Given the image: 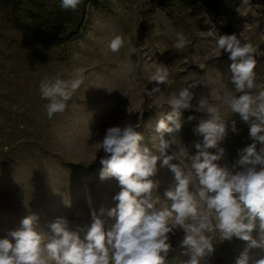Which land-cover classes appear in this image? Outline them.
<instances>
[{
	"label": "rangeland",
	"instance_id": "obj_1",
	"mask_svg": "<svg viewBox=\"0 0 264 264\" xmlns=\"http://www.w3.org/2000/svg\"><path fill=\"white\" fill-rule=\"evenodd\" d=\"M83 3L80 34L54 45L29 40L12 25L7 9L0 4V239L20 228L21 220L28 215L39 217L38 224L44 232L61 216L68 220L71 230H86L92 222L93 209L115 207L118 181L99 178V161L104 153L98 142L105 130L125 122L138 124L137 130L144 136L142 143L158 155L160 134L155 132V124L171 111V95L189 84H195L189 89L193 107L182 112L180 132L165 133L163 137L174 141L169 154L177 152L186 172L190 157L198 151L195 142H203L193 129L208 118L206 112L196 110L201 98L219 108L228 127L220 143L225 155L217 163L231 166L238 158V150L253 142L248 124L217 100L223 93L233 94L232 61L207 32L236 34L253 44L257 49L254 92L258 94L264 90V10L260 5L241 0L233 14L217 26L183 0H167L164 6L152 5L150 0ZM80 11L81 7L68 10L72 17ZM179 32L189 43L177 51L173 44ZM117 35L123 38L124 45L112 53L107 46ZM160 64L168 68V82L159 85L161 92L149 99L145 89L156 86L151 77ZM77 71L83 74V83L67 102L65 111L49 119L45 111L48 101L40 93L41 81L55 76L71 79ZM188 116L195 119L189 122ZM232 121L238 130L235 133ZM209 151L215 153L216 149ZM157 167L153 177L157 183L153 190L155 206L170 209L172 202L164 191L172 186L174 176L159 162ZM192 179L196 181L194 175ZM103 219L106 229L115 223V218L106 213ZM215 223L210 217L212 230L205 232L215 247L209 264H235L245 249L252 259L264 256V248H249L248 242L241 239L223 240ZM256 223L252 235L259 241V220ZM169 236L175 249L171 257H166V264H182L188 258L181 255L185 232L178 228Z\"/></svg>",
	"mask_w": 264,
	"mask_h": 264
},
{
	"label": "clouds",
	"instance_id": "obj_2",
	"mask_svg": "<svg viewBox=\"0 0 264 264\" xmlns=\"http://www.w3.org/2000/svg\"><path fill=\"white\" fill-rule=\"evenodd\" d=\"M82 3L83 0H61V8L75 11ZM207 35L214 37L216 47L228 53L232 61L233 94L223 93L217 100L248 124L253 141L238 150L235 162L231 166L217 163L225 155L226 150L220 143L228 127L219 108L207 104L204 98L196 110H203L208 118L202 119L193 129L194 134L203 137V142H195L198 151L190 157L189 171L181 166L183 162L179 161L175 150L169 154L174 141L163 137L165 133L180 132L182 112L193 107V93L189 89L195 84H189L171 95L168 100L171 111L155 124L154 130L160 134L158 155L142 143L144 136L137 130L138 124L125 122L105 130L98 142L104 153L99 161L102 165L99 178L118 181L120 191L113 197L118 202L115 207L93 209L92 222L86 230H71L68 220L61 216L44 232L39 227V217L28 215L21 220L20 228L0 239V264H166L172 248L169 234L174 235L178 228L185 232L181 255L188 257L182 264H209L215 251L211 239L205 235L212 230L210 217L215 219L214 227L223 240L231 241L235 237L248 242L249 248H264V90L258 94L254 92L257 88V49L236 34L220 35L209 30ZM188 43L184 33L179 32L173 48L179 51ZM123 45V38L117 35L107 47L110 52L117 53ZM168 77L167 66L157 65L151 77L156 86L145 89V95L151 99L160 93L159 85L166 84ZM83 81L79 71L71 79L55 76L41 81L40 93L42 99L48 101L45 111L49 119L65 111L67 102ZM187 119L191 122L195 117ZM231 130L238 131L235 121H232ZM209 149H216V152ZM174 160L178 163H173ZM158 162L174 176L172 186L164 191V196L172 202L170 209H157L153 199V190L157 188L153 177L158 172ZM66 206L71 207V204ZM105 213L115 218V223L107 229L103 219ZM257 220L261 233L259 241L252 235ZM235 264H264V256L252 259L245 249Z\"/></svg>",
	"mask_w": 264,
	"mask_h": 264
},
{
	"label": "trees",
	"instance_id": "obj_3",
	"mask_svg": "<svg viewBox=\"0 0 264 264\" xmlns=\"http://www.w3.org/2000/svg\"><path fill=\"white\" fill-rule=\"evenodd\" d=\"M189 8L199 12L219 26L223 19L230 17L241 0H183ZM260 5L264 10V0H248ZM152 5L164 6L167 0H150ZM7 9L12 25L22 32L29 40L43 44H63L80 34L83 27V5L77 16L61 8V0H0ZM84 4V3H83ZM71 11V10H70ZM70 13V14H69ZM167 257L174 253L175 242Z\"/></svg>",
	"mask_w": 264,
	"mask_h": 264
}]
</instances>
